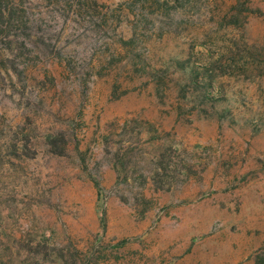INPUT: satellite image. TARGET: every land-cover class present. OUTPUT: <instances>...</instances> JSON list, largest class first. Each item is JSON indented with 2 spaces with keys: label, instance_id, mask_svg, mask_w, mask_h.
Segmentation results:
<instances>
[{
  "label": "rangeland",
  "instance_id": "1",
  "mask_svg": "<svg viewBox=\"0 0 264 264\" xmlns=\"http://www.w3.org/2000/svg\"><path fill=\"white\" fill-rule=\"evenodd\" d=\"M0 264H264V0H0Z\"/></svg>",
  "mask_w": 264,
  "mask_h": 264
}]
</instances>
